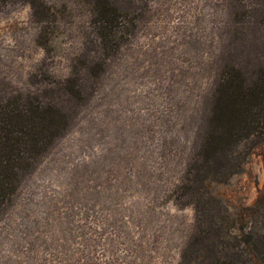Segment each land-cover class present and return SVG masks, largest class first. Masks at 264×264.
<instances>
[{
  "label": "rangeland",
  "instance_id": "1",
  "mask_svg": "<svg viewBox=\"0 0 264 264\" xmlns=\"http://www.w3.org/2000/svg\"><path fill=\"white\" fill-rule=\"evenodd\" d=\"M90 2L46 0L40 24L0 0V99L38 96L67 121L0 209V264H264V142L181 187L221 69L264 65L263 0H112L133 25L113 52ZM233 228L259 234L237 233V260Z\"/></svg>",
  "mask_w": 264,
  "mask_h": 264
},
{
  "label": "trees",
  "instance_id": "2",
  "mask_svg": "<svg viewBox=\"0 0 264 264\" xmlns=\"http://www.w3.org/2000/svg\"><path fill=\"white\" fill-rule=\"evenodd\" d=\"M22 1L30 7L38 23L50 22L52 13L46 0ZM90 6L101 50L117 51L123 34L133 25L126 21L112 0H91ZM74 93L78 94V90ZM66 126L64 114L38 96L17 94L0 99V209L15 193L23 174L49 149ZM198 128V140L181 187L192 186L196 182L207 187V183L198 180L199 161L209 159L208 168H214L215 163L223 159L229 166L222 173L225 176L233 169L230 167L232 153L242 141L256 138L264 142V65H258L251 73L240 70L236 65L222 68L210 96L208 113ZM214 176L217 177L216 174ZM201 201L199 199V204ZM236 223L241 226L247 224L242 218ZM224 233L225 238L236 246L233 251L225 253L231 260L239 258L237 250L241 237L237 233L256 240L259 238L257 232L245 234L237 228L227 229ZM184 253L186 251L181 254L178 264H185ZM213 258L216 259L215 255Z\"/></svg>",
  "mask_w": 264,
  "mask_h": 264
}]
</instances>
